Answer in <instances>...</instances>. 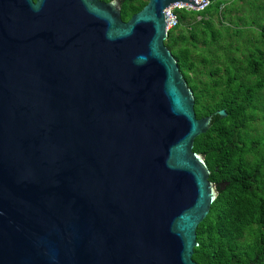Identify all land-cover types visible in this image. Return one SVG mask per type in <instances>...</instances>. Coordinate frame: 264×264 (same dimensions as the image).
<instances>
[{
  "label": "water",
  "instance_id": "1",
  "mask_svg": "<svg viewBox=\"0 0 264 264\" xmlns=\"http://www.w3.org/2000/svg\"><path fill=\"white\" fill-rule=\"evenodd\" d=\"M208 2L0 0V264H201L213 115L165 10Z\"/></svg>",
  "mask_w": 264,
  "mask_h": 264
},
{
  "label": "trees",
  "instance_id": "2",
  "mask_svg": "<svg viewBox=\"0 0 264 264\" xmlns=\"http://www.w3.org/2000/svg\"><path fill=\"white\" fill-rule=\"evenodd\" d=\"M120 1L127 21L149 0ZM210 1L199 11L177 9L179 24L165 41L194 91L197 117L213 115L194 150L218 196L197 227L193 259L264 264V0Z\"/></svg>",
  "mask_w": 264,
  "mask_h": 264
},
{
  "label": "built area",
  "instance_id": "3",
  "mask_svg": "<svg viewBox=\"0 0 264 264\" xmlns=\"http://www.w3.org/2000/svg\"><path fill=\"white\" fill-rule=\"evenodd\" d=\"M198 2H206L209 1L208 3L202 5V6H194L188 3H177L172 6H170L168 9H166V14L168 16V22H167V30H170L172 28H175L179 24V15L177 13V9L179 8H186L187 10H203L205 9L209 4L210 0H196Z\"/></svg>",
  "mask_w": 264,
  "mask_h": 264
},
{
  "label": "rangeland",
  "instance_id": "4",
  "mask_svg": "<svg viewBox=\"0 0 264 264\" xmlns=\"http://www.w3.org/2000/svg\"><path fill=\"white\" fill-rule=\"evenodd\" d=\"M234 13L236 14V13H238V12L236 11V12H234Z\"/></svg>",
  "mask_w": 264,
  "mask_h": 264
}]
</instances>
